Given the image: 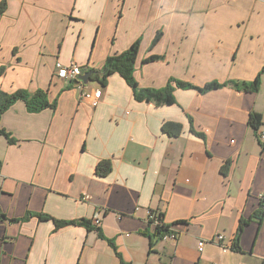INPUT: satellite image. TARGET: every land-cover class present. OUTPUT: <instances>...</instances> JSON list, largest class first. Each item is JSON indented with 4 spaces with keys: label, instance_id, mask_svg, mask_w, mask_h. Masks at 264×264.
<instances>
[{
    "label": "crops",
    "instance_id": "obj_1",
    "mask_svg": "<svg viewBox=\"0 0 264 264\" xmlns=\"http://www.w3.org/2000/svg\"><path fill=\"white\" fill-rule=\"evenodd\" d=\"M2 3L0 91H46L55 106L30 113L19 100L0 117L15 141L0 135V264H264V140L248 124L258 113L264 131V0ZM138 40L139 87L195 88L158 106L117 74L55 76L58 63L100 72ZM258 76L257 92L234 85ZM214 82L223 87L198 91ZM96 90L93 106L82 94ZM151 211L184 222L175 241H151ZM240 221L238 251H222L215 235L232 247Z\"/></svg>",
    "mask_w": 264,
    "mask_h": 264
},
{
    "label": "trees",
    "instance_id": "obj_2",
    "mask_svg": "<svg viewBox=\"0 0 264 264\" xmlns=\"http://www.w3.org/2000/svg\"><path fill=\"white\" fill-rule=\"evenodd\" d=\"M5 9V4L2 3L0 5V13L2 10ZM159 35L156 36L155 41L159 39ZM139 40L136 41L131 45L130 48L122 52L121 54L117 56H110L107 57L104 61L103 67L99 74H102V76H107L110 73L119 75L127 84L129 87L132 88V91L134 93V97L137 101H143V102H153L158 106L163 105H171L175 103L174 99V90L177 88L181 89H193L194 86L190 85L189 83H185L182 81L174 80V78L169 79L167 85L162 88H154V89H143L138 86L137 82L135 81L133 77L134 69H135V63L136 58L138 55V49H139ZM156 59L155 56H151L149 59H146L145 61H153ZM264 71V68L262 69ZM1 72V71H0ZM97 74V73H96ZM98 75V74H97ZM93 77H96L94 75ZM100 77V75H98ZM259 77H256L253 82H243L240 84H234L236 88H243L244 90H249L250 92L254 93L257 92L259 89L260 81ZM102 78V77H101ZM99 78V79H101ZM226 85V84H224ZM221 88L223 85H220L219 83H210L207 85H204L202 88H199L198 91L200 92H208L212 91L216 88ZM21 100L26 107L28 112L30 113H38L46 108H54V104L49 103L50 101L47 98L46 91H35L32 94H29L25 91L18 90L12 94H5V92L0 91V117L3 115L5 111L8 110L10 106H12L16 101ZM249 126L251 129L255 132V134L258 137V133L260 131L261 125H262V117L258 113H251L249 114ZM181 127L179 125H175L173 123H165L162 126V132L171 135L173 137L180 135ZM0 135L4 136V138L9 143H14L15 141L13 138L10 137L9 134L5 132V130L0 126ZM110 163L108 161L101 162L96 165L95 167V174L100 177H104L108 174L110 171ZM262 205L264 207V199H262ZM161 218V217H160ZM0 219H5V217L0 212ZM72 223V222H71ZM184 223L183 221H179L174 223L172 226L161 224L157 227H155L152 231V234L149 235L151 241H157L161 240L166 234H168L171 230V227ZM69 223L63 222V221H56V227L65 226ZM81 226L86 227L87 229L90 228V222L89 221H82L80 222ZM244 225L243 221H240L239 228L237 229L236 238L234 243L232 244V247H230L232 250L238 251V234L240 230L242 229ZM98 231L99 236H101V233L99 232V229H96ZM109 244L112 246V243L109 242Z\"/></svg>",
    "mask_w": 264,
    "mask_h": 264
},
{
    "label": "built area",
    "instance_id": "obj_3",
    "mask_svg": "<svg viewBox=\"0 0 264 264\" xmlns=\"http://www.w3.org/2000/svg\"><path fill=\"white\" fill-rule=\"evenodd\" d=\"M82 69L75 64H71L69 66L67 65H62V64H57L56 65V71H55V76L56 78L60 79V80H67V81H74L78 79V76L81 74ZM100 95L101 92L100 91H94L92 94L89 92H84L82 94V98L84 100L90 101L91 105H95L96 103H98V101L100 100ZM258 139L259 141H263L264 140V131H259L258 133ZM87 197L85 196L84 198H82V200H86ZM92 223L94 224V227H98L101 224V217L98 214H96L93 218H92ZM148 223L150 226H152V228L154 229L155 227L163 224L160 215L156 214L155 212H148ZM162 239H170L172 241H175L177 239V235L172 232L170 230V232L168 234H166ZM215 241L216 243H218L221 248L222 251H227L229 250V248L231 247V245H223V241L225 239V237L221 234L215 235ZM205 242H199L197 243V247L198 250L201 252L203 250V246H204ZM231 249V248H230Z\"/></svg>",
    "mask_w": 264,
    "mask_h": 264
},
{
    "label": "water",
    "instance_id": "obj_4",
    "mask_svg": "<svg viewBox=\"0 0 264 264\" xmlns=\"http://www.w3.org/2000/svg\"><path fill=\"white\" fill-rule=\"evenodd\" d=\"M96 73H97L98 75H100L98 71H93V70L88 71V72H85L84 74L81 73V74L78 76V79H79L84 85H87V84L89 83V80H90L91 75H92V74H96Z\"/></svg>",
    "mask_w": 264,
    "mask_h": 264
}]
</instances>
